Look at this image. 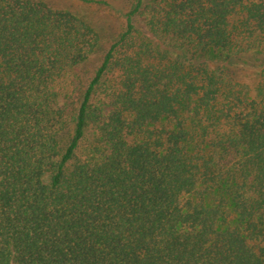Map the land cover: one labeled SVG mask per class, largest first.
Segmentation results:
<instances>
[{
    "label": "trees",
    "instance_id": "1",
    "mask_svg": "<svg viewBox=\"0 0 264 264\" xmlns=\"http://www.w3.org/2000/svg\"><path fill=\"white\" fill-rule=\"evenodd\" d=\"M103 4L105 0H79ZM0 0V264H264V0Z\"/></svg>",
    "mask_w": 264,
    "mask_h": 264
},
{
    "label": "rangeland",
    "instance_id": "2",
    "mask_svg": "<svg viewBox=\"0 0 264 264\" xmlns=\"http://www.w3.org/2000/svg\"><path fill=\"white\" fill-rule=\"evenodd\" d=\"M44 1L52 7L67 9L84 18L98 33V46L79 72L83 81L92 73L106 48L123 29L125 13L130 8L131 0H105L103 4L86 3L79 0ZM224 64L236 80L250 87L251 95H253L259 70L264 64V53L259 49H253L229 58Z\"/></svg>",
    "mask_w": 264,
    "mask_h": 264
}]
</instances>
